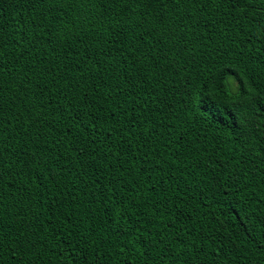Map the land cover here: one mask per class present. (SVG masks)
<instances>
[{"label":"trees","instance_id":"trees-1","mask_svg":"<svg viewBox=\"0 0 264 264\" xmlns=\"http://www.w3.org/2000/svg\"><path fill=\"white\" fill-rule=\"evenodd\" d=\"M0 264H264V0H0Z\"/></svg>","mask_w":264,"mask_h":264}]
</instances>
